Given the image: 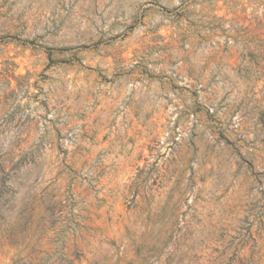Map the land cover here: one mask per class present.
I'll return each instance as SVG.
<instances>
[{
	"label": "rangeland",
	"instance_id": "obj_1",
	"mask_svg": "<svg viewBox=\"0 0 264 264\" xmlns=\"http://www.w3.org/2000/svg\"><path fill=\"white\" fill-rule=\"evenodd\" d=\"M0 264H264V0H0Z\"/></svg>",
	"mask_w": 264,
	"mask_h": 264
}]
</instances>
